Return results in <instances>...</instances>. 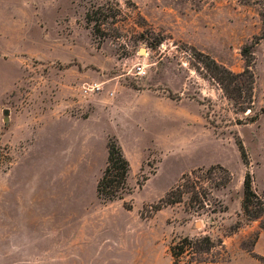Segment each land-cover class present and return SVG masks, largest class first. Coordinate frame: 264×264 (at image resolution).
Returning a JSON list of instances; mask_svg holds the SVG:
<instances>
[{
    "label": "rangeland",
    "instance_id": "1",
    "mask_svg": "<svg viewBox=\"0 0 264 264\" xmlns=\"http://www.w3.org/2000/svg\"><path fill=\"white\" fill-rule=\"evenodd\" d=\"M253 42L251 105L237 112L195 58L241 72ZM106 136L129 163L130 191L103 209ZM216 165L230 180L201 209L183 198L139 218L183 175ZM246 173L262 196L264 0H0V225L12 210L39 247L74 253L58 264H171L169 246L202 236L221 244L190 264H264V215L240 213ZM51 209L78 214L18 215Z\"/></svg>",
    "mask_w": 264,
    "mask_h": 264
},
{
    "label": "trees",
    "instance_id": "2",
    "mask_svg": "<svg viewBox=\"0 0 264 264\" xmlns=\"http://www.w3.org/2000/svg\"><path fill=\"white\" fill-rule=\"evenodd\" d=\"M94 15L95 13L92 11L87 13L85 21L88 24L92 23L91 32L95 35L102 25V20L94 17ZM108 17L114 18V16ZM256 43L253 42L251 45L244 46L241 49L240 55L244 61V68L237 73L219 65L208 55L199 53L195 58L197 66L204 72L207 79L220 89L222 95L231 102L237 112H244L251 105L253 75L249 68L251 49ZM254 120L255 117L251 119V121ZM105 148L106 159L100 177L95 184V195L101 203L121 201L122 195L130 191L126 182L129 163L113 137L107 138ZM241 161L246 164L242 154ZM146 180L147 178L144 177L141 182H137V187L140 188ZM229 180L228 172L221 166H211L207 169L196 168L189 174L183 175L174 188L168 191L156 204L149 207L150 210L148 212L142 213L141 211L138 216L140 219H147L162 208L181 203L183 198L187 200L189 208L201 209L203 205H206V198L209 196L210 191L223 188ZM122 208L130 211L132 206L123 202ZM240 213L246 222L258 220L264 215V194L259 196L254 192L248 173L244 174L242 180ZM240 226V222H235L225 236L234 233ZM260 229L264 231V220L261 222ZM220 244L221 241L219 239L214 242L208 236L192 240L186 237L181 238L168 247L171 264H180L179 259L184 255L188 256L186 264L197 262L200 256L207 254L215 245L220 246Z\"/></svg>",
    "mask_w": 264,
    "mask_h": 264
},
{
    "label": "crops",
    "instance_id": "3",
    "mask_svg": "<svg viewBox=\"0 0 264 264\" xmlns=\"http://www.w3.org/2000/svg\"><path fill=\"white\" fill-rule=\"evenodd\" d=\"M108 137L109 136H106L105 144ZM105 159H106V148H105ZM100 172L98 173V175L100 174ZM94 193H95V186H94ZM96 200L99 204L103 205V209H106L112 203L109 202L103 204L97 198ZM5 213L6 214H3L2 216L7 217L8 224L0 225V264H58V263H64V260H66L69 255L74 254L73 252H68L67 249L65 251L64 250L47 251L46 246L44 248L39 247L38 246L39 244L36 242V239H33V236H36V227L30 225L31 228H29L27 226L28 224L24 225V224H19L20 222L16 223L14 217H16L17 214L12 210H7V212ZM32 213L40 214V215L45 214V216L50 218L66 215L67 218H70L69 220L77 217L78 214V212L74 210L51 209L48 212H44V211L41 212V210L39 211L21 210L18 215H25ZM84 224L85 226H88L89 229H92L94 223L93 221L86 220Z\"/></svg>",
    "mask_w": 264,
    "mask_h": 264
},
{
    "label": "built area",
    "instance_id": "4",
    "mask_svg": "<svg viewBox=\"0 0 264 264\" xmlns=\"http://www.w3.org/2000/svg\"><path fill=\"white\" fill-rule=\"evenodd\" d=\"M136 69H137V70H139V68H138V67H137Z\"/></svg>",
    "mask_w": 264,
    "mask_h": 264
},
{
    "label": "water",
    "instance_id": "5",
    "mask_svg": "<svg viewBox=\"0 0 264 264\" xmlns=\"http://www.w3.org/2000/svg\"><path fill=\"white\" fill-rule=\"evenodd\" d=\"M5 113V112H4Z\"/></svg>",
    "mask_w": 264,
    "mask_h": 264
}]
</instances>
